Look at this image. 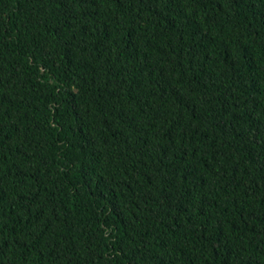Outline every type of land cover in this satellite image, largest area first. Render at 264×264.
Returning a JSON list of instances; mask_svg holds the SVG:
<instances>
[{
  "label": "trees",
  "instance_id": "1",
  "mask_svg": "<svg viewBox=\"0 0 264 264\" xmlns=\"http://www.w3.org/2000/svg\"><path fill=\"white\" fill-rule=\"evenodd\" d=\"M0 264H264V0H0Z\"/></svg>",
  "mask_w": 264,
  "mask_h": 264
}]
</instances>
